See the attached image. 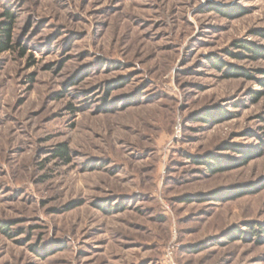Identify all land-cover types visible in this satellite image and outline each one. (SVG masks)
Returning a JSON list of instances; mask_svg holds the SVG:
<instances>
[{"label":"rangeland","instance_id":"374dc122","mask_svg":"<svg viewBox=\"0 0 264 264\" xmlns=\"http://www.w3.org/2000/svg\"><path fill=\"white\" fill-rule=\"evenodd\" d=\"M8 10L0 264H264V0Z\"/></svg>","mask_w":264,"mask_h":264},{"label":"trees","instance_id":"16d2710c","mask_svg":"<svg viewBox=\"0 0 264 264\" xmlns=\"http://www.w3.org/2000/svg\"><path fill=\"white\" fill-rule=\"evenodd\" d=\"M3 16H5L6 18L9 17V21L8 23H4L2 25H0V52L3 51H7L10 47H12V35H11V31H12V15L11 12L8 10L6 12H4ZM242 47L248 49L249 51H251L252 53L255 52L254 49L252 50V48H248L247 46H245L244 44H241ZM22 53H24V48L21 47ZM66 146L65 145H61L58 149H57V156L61 155L63 156L65 159L67 158V150H66ZM220 169H222V166L220 167ZM224 169V168H223ZM1 228H3L4 226H0ZM5 228V227H4ZM251 230H252V234L254 235L256 232V230L254 229V226H251ZM251 234V235H252Z\"/></svg>","mask_w":264,"mask_h":264}]
</instances>
